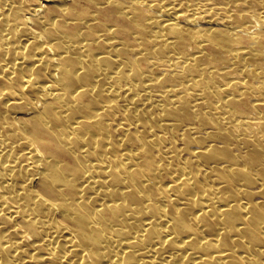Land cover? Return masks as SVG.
I'll return each instance as SVG.
<instances>
[{"label": "bare ground", "instance_id": "bare-ground-1", "mask_svg": "<svg viewBox=\"0 0 264 264\" xmlns=\"http://www.w3.org/2000/svg\"><path fill=\"white\" fill-rule=\"evenodd\" d=\"M0 264H264V0H0Z\"/></svg>", "mask_w": 264, "mask_h": 264}]
</instances>
